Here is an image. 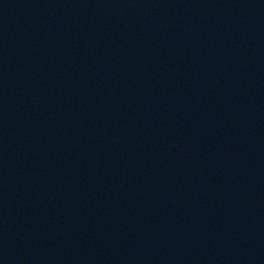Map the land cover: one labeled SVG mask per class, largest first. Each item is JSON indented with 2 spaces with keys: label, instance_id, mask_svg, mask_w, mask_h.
<instances>
[{
  "label": "water",
  "instance_id": "water-1",
  "mask_svg": "<svg viewBox=\"0 0 264 264\" xmlns=\"http://www.w3.org/2000/svg\"><path fill=\"white\" fill-rule=\"evenodd\" d=\"M0 264H264V0H0Z\"/></svg>",
  "mask_w": 264,
  "mask_h": 264
}]
</instances>
